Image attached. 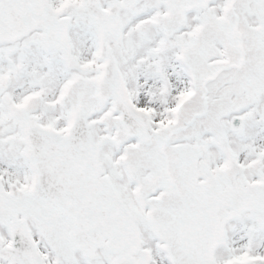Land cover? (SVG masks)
<instances>
[{"label": "snow or ice", "instance_id": "6c2138e0", "mask_svg": "<svg viewBox=\"0 0 264 264\" xmlns=\"http://www.w3.org/2000/svg\"><path fill=\"white\" fill-rule=\"evenodd\" d=\"M0 264H264V0H0Z\"/></svg>", "mask_w": 264, "mask_h": 264}]
</instances>
